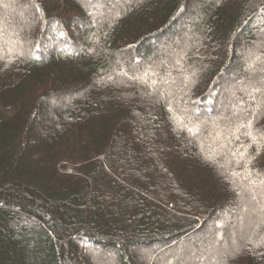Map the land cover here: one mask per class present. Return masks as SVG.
Here are the masks:
<instances>
[{"label": "trees", "instance_id": "trees-1", "mask_svg": "<svg viewBox=\"0 0 264 264\" xmlns=\"http://www.w3.org/2000/svg\"><path fill=\"white\" fill-rule=\"evenodd\" d=\"M5 1L0 264H110L109 250L111 264H134L130 246L148 248V264H194L191 250L205 264H264L252 202L264 205V63L243 62L264 48V0ZM21 4L36 21L17 39ZM182 21L189 51L158 67ZM233 97L245 113H223Z\"/></svg>", "mask_w": 264, "mask_h": 264}, {"label": "rangeland", "instance_id": "rangeland-1", "mask_svg": "<svg viewBox=\"0 0 264 264\" xmlns=\"http://www.w3.org/2000/svg\"><path fill=\"white\" fill-rule=\"evenodd\" d=\"M3 1V3L5 2L6 3V1L5 0H2ZM113 1V0H112ZM115 1V3L117 4V5H120V2L118 3L117 2V0H114ZM118 1H120V0H118ZM138 1H140V0H137V2ZM146 1V0H145ZM230 1H232V0H230ZM121 2H123V3H125L126 2V0H121ZM193 2V1H192ZM114 3V2H113ZM114 6H112V8H113ZM7 8H8V6H7ZM19 9L21 10V11H18V17H19V19L21 20V24H22V27L21 28H17V26L16 27H14L15 28V36L16 35H18V32L22 29L23 31H25V30H27L26 28H30L34 23H35V21H36V11L35 10H33V8H29V7H26L25 5H23V4H21L20 6H19ZM28 9V10H27ZM183 22V21H182ZM28 25V26H27ZM180 24H178V26H179ZM181 25H182V27H184L183 28V35H184V37L185 38H180L179 40H175L174 41V43H173V46H170V45H168V44H163L161 47L162 48H160V49H162V50H160V49H156V50H158L159 52V57L161 56L162 57V61H161V63H159V62H157V64L156 65H158V67L159 66H162V67H166L167 68V65H166V63L168 62L167 60H165V56H164V53H176V51H179L180 49L182 50L183 49V53L184 52H188L189 51V48L188 47H186V45H183L182 44V42L183 41H185L187 38H186V36H188L189 34V31L186 29V25H187V23H185V22H183V23H181ZM181 25H180V28H181ZM169 34L168 33H166L165 35H164V37H168L169 38ZM17 37V39H18V36H16ZM264 37V36H263ZM200 39H203V38H195V41H199ZM262 39H264V38H262ZM169 40H170V38H169ZM12 42H14V43H17L18 42V40H13ZM20 45V44H19ZM177 48V49H176ZM182 52V51H181ZM181 52H178V54H177V56H181L183 53H181ZM259 52L260 53H258V55H256V53L255 52H252V51H250L247 55H246V57L244 58V64H245V66H246V68H251V69H255V70H259V66H260V64H262V63H264V48H261L260 50H259ZM175 63L177 64V65H179L180 66V63H179V61H175ZM130 68H140V65H136V66H134V65H132ZM152 75H153V73L150 75L148 72L147 73H145V74H142V77H141V80H142V83H146L147 82V80H151V78H152ZM183 77H184V80H183V82H182V87H181V89H178V91H183L184 93L186 92V89H189L193 84H194V82H195V80H196V78L198 77V73L196 72V69H195V67H194V65H189L188 66V68H187V71H185V72H183ZM160 80H167V78L166 79H163L162 77H160ZM168 82H170V79L169 80H167ZM242 80H237L236 81V84H239V82H241ZM231 82L232 83H230V85L229 86H231V85H233L234 83H235V81L234 80H231ZM242 83V82H241ZM172 84V83H171ZM243 88V87H242ZM249 89V88H248ZM259 90V89H258ZM261 92H262V90H259L258 91V93H260L261 94ZM233 99L234 100H232L231 102L230 101H226L225 100V108H224V110H223V113L224 112H227V114H228V112L229 113H237L238 111H241V112H244L245 113V111L244 110H242L243 108V105H244V102H241V101H238L237 100V98L235 99L234 97H233ZM236 100V101H235ZM233 102V103H232ZM242 106V107H241ZM255 111L253 112L254 113V117H253V119H254V121H256V119H257V115H259L260 113H262V114H264V97H263V100L262 101H257V102H255ZM222 113V112H221ZM221 113H219L218 115H217V117H215V118H213L212 119V123L215 125L216 123H217V121L218 120H220L221 118H223V113L221 114ZM263 184H264V179H262V181H261ZM253 200H252V202L254 203V202H256L255 204H256V206H257V209H259V210H262L263 212H264V205H260V203H257V201H256V199H255V197H253L252 198ZM244 212H246V209L245 210H243ZM238 215H240L239 213H238ZM239 217V216H238ZM242 223V224H241ZM236 226L238 227V228H240V226H243V222H241V217L239 218V220L237 221V224H236ZM238 228H236V229H238ZM216 230H218L217 228H216ZM239 230V229H238ZM204 237V236H203ZM200 238V237H199ZM202 238V237H201ZM198 239V238H197ZM197 239H192V242H195ZM186 242L187 241H181L180 243H178V244H175V245H173L172 247H170L169 249H165L166 251V253H169L170 251H174L175 252V254L176 253H179L180 251H181V249L182 248H184L185 247V244H186ZM239 242V236H238V233H234V232H230V237H229V239H227V240H224V239H222V241H220V243H221V245L222 246H224L225 247V245H226V247L227 248H229L230 246H232V245H236L237 243ZM150 252V250L148 249V248H143V247H140V246H130L129 248H128V254H129V258L134 262V264H148V261H145L146 259V255L148 254ZM194 251L193 250H191V252L189 253V254H187V256L188 257H190L189 259H193V260H195V263L194 264H205V260L203 259V256H204V254L202 253V252H197V253H193ZM109 253H110V256H109V258H107V261H109V263L111 264L112 262H113V259L115 258V254H116V251H112V250H109ZM171 256H174V255H171ZM216 263V262H215Z\"/></svg>", "mask_w": 264, "mask_h": 264}, {"label": "bare ground", "instance_id": "bare-ground-1", "mask_svg": "<svg viewBox=\"0 0 264 264\" xmlns=\"http://www.w3.org/2000/svg\"><path fill=\"white\" fill-rule=\"evenodd\" d=\"M186 251H183V253H185Z\"/></svg>", "mask_w": 264, "mask_h": 264}]
</instances>
